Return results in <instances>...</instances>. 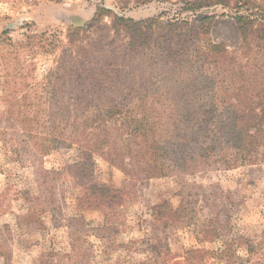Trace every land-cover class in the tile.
<instances>
[{
  "label": "rangeland",
  "instance_id": "374dc122",
  "mask_svg": "<svg viewBox=\"0 0 264 264\" xmlns=\"http://www.w3.org/2000/svg\"><path fill=\"white\" fill-rule=\"evenodd\" d=\"M183 2L0 0V264H264V145L250 163L144 180L93 143L88 159L84 143L69 142L74 116L101 117L113 101L116 116L134 117L140 111L126 110L161 98L171 80L193 85L196 73L172 79L163 55L168 24L198 13L182 11ZM98 8L140 22L135 42L147 41L132 52L111 13L94 17ZM200 12L215 16L210 42L243 58L227 10ZM191 90L189 101L202 100ZM123 130L103 152L122 150ZM50 134L65 145L45 152ZM109 187L118 199L95 189ZM84 194L92 205L81 208ZM154 206L164 207L157 218Z\"/></svg>",
  "mask_w": 264,
  "mask_h": 264
},
{
  "label": "trees",
  "instance_id": "16d2710c",
  "mask_svg": "<svg viewBox=\"0 0 264 264\" xmlns=\"http://www.w3.org/2000/svg\"><path fill=\"white\" fill-rule=\"evenodd\" d=\"M183 7L182 11L198 13L192 22L181 20L168 24L163 55L169 62V76L173 79L180 69H184L183 74L196 73L193 85L187 80H171L161 98L150 102L138 100L126 110L140 111L134 117L116 116L117 106L113 101L108 102V111L101 117L92 115L78 121L79 117L74 116L69 142L84 143L88 159L93 153L88 147L93 143L101 155H107L116 165L120 163L116 167L124 175L130 178L138 175L146 180L166 177L172 172L191 174L200 167L232 166L238 160L250 163L257 148L264 145V0H184ZM212 7L226 9L234 20L243 58L230 56L222 46L210 42L208 33L215 16H203L200 10ZM103 12L113 15L114 29L121 28L130 36L128 46L132 52L147 41L144 38L135 42L137 35L146 29L140 22L106 8H98L94 17ZM181 26L184 33L173 35L176 31L171 28L181 29ZM227 76L231 80H226ZM189 90L199 93L202 100L189 101L186 96ZM117 123L124 127L125 144L122 150L119 148L121 152L113 147L103 152L113 145L111 138L121 129L115 127ZM21 125L26 130L29 123ZM45 141L41 148L45 152L48 147L65 145V140L55 134ZM126 156L129 160L126 165L138 169V174L122 164ZM95 189L106 200L118 199L119 191L113 187ZM90 201V196L84 194L78 200V207L85 204L89 207ZM97 203L95 199L94 204ZM163 208L154 206L151 211L157 218Z\"/></svg>",
  "mask_w": 264,
  "mask_h": 264
}]
</instances>
